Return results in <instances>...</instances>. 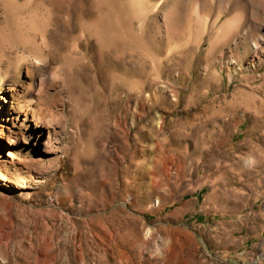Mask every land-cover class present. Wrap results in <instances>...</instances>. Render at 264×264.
Instances as JSON below:
<instances>
[{
	"label": "rangeland",
	"instance_id": "obj_1",
	"mask_svg": "<svg viewBox=\"0 0 264 264\" xmlns=\"http://www.w3.org/2000/svg\"><path fill=\"white\" fill-rule=\"evenodd\" d=\"M0 264H264V0H0Z\"/></svg>",
	"mask_w": 264,
	"mask_h": 264
},
{
	"label": "bare ground",
	"instance_id": "obj_2",
	"mask_svg": "<svg viewBox=\"0 0 264 264\" xmlns=\"http://www.w3.org/2000/svg\"><path fill=\"white\" fill-rule=\"evenodd\" d=\"M42 103L43 102H41V101H36L35 107H32L31 104L27 105V106H29V109H26L24 111V115L25 116H27L29 114L32 116V118L30 119V124L26 123L25 126L27 128H30L31 127V123H32V127L34 125L36 132H38L36 128L47 127V125L49 124L48 120L44 118L45 115L44 116L42 115V108H41L42 107L41 106ZM44 106H46V105H44ZM18 118H19V116H18ZM26 120H27V117L24 118V121H26ZM22 124H24V122ZM7 137L10 140V143L12 144L13 135L11 133H9L7 135ZM9 155H10V157L12 156L11 153H9ZM11 158L14 160L13 156ZM17 161H18V163H21V164L24 163L26 165V167H28V168H30L31 164H35V165L39 164V160L38 159L22 160V159L18 158ZM41 180L42 179H39V181H41Z\"/></svg>",
	"mask_w": 264,
	"mask_h": 264
}]
</instances>
